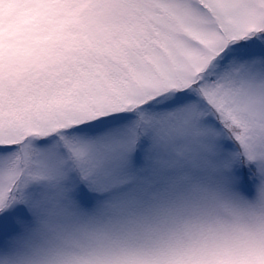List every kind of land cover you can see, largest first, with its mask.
I'll return each instance as SVG.
<instances>
[{
	"label": "snow or ice",
	"instance_id": "6c2138e0",
	"mask_svg": "<svg viewBox=\"0 0 264 264\" xmlns=\"http://www.w3.org/2000/svg\"><path fill=\"white\" fill-rule=\"evenodd\" d=\"M0 264H264V0H0Z\"/></svg>",
	"mask_w": 264,
	"mask_h": 264
}]
</instances>
